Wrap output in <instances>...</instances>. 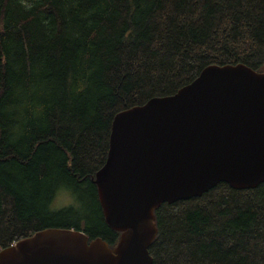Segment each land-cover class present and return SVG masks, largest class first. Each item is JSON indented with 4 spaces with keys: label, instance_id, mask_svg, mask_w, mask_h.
Listing matches in <instances>:
<instances>
[{
    "label": "trees",
    "instance_id": "obj_1",
    "mask_svg": "<svg viewBox=\"0 0 264 264\" xmlns=\"http://www.w3.org/2000/svg\"><path fill=\"white\" fill-rule=\"evenodd\" d=\"M239 63L264 71V0H0V250L50 227L114 247L95 183L114 116ZM61 187L85 211L53 206ZM155 216L153 264H264V182Z\"/></svg>",
    "mask_w": 264,
    "mask_h": 264
},
{
    "label": "water",
    "instance_id": "obj_2",
    "mask_svg": "<svg viewBox=\"0 0 264 264\" xmlns=\"http://www.w3.org/2000/svg\"><path fill=\"white\" fill-rule=\"evenodd\" d=\"M264 182V71L208 65L176 93L118 112L95 183L111 247L74 228L50 227L0 250V264H153L149 247L163 203L219 183Z\"/></svg>",
    "mask_w": 264,
    "mask_h": 264
},
{
    "label": "rangeland",
    "instance_id": "obj_3",
    "mask_svg": "<svg viewBox=\"0 0 264 264\" xmlns=\"http://www.w3.org/2000/svg\"><path fill=\"white\" fill-rule=\"evenodd\" d=\"M77 199V197L74 196V194L70 191L67 190V188L65 187H61L53 201V206H55L56 208H62L65 206H69V205H73L76 207V210H83L85 211V207L84 204L85 202L82 200V202H77L75 201ZM80 208V209H77Z\"/></svg>",
    "mask_w": 264,
    "mask_h": 264
}]
</instances>
